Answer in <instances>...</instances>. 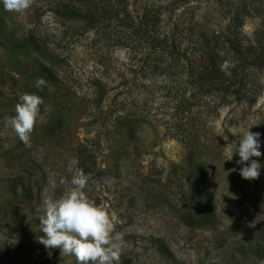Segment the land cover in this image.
<instances>
[{
    "label": "rangeland",
    "instance_id": "rangeland-1",
    "mask_svg": "<svg viewBox=\"0 0 264 264\" xmlns=\"http://www.w3.org/2000/svg\"><path fill=\"white\" fill-rule=\"evenodd\" d=\"M135 1L128 2L130 13ZM53 3L33 0L26 11L9 12L0 2L8 29L19 38L36 35L43 50L21 55L0 47V264H77L74 256H61L60 249H46L38 241L45 201L62 195L77 168L88 177L89 199L108 211L113 233L123 234L118 264L264 260V63L241 61L230 48L234 39L243 49L262 48L264 0H191L186 6L208 33L222 32L224 42L216 49L225 79L241 75L243 80L238 94L217 91L212 84L211 92L180 118L166 83L146 85L140 75L131 80L136 64H142L139 54L128 53L126 42L114 44L128 29L113 32L107 21L88 30ZM238 10L244 18L234 23ZM21 59L27 75L18 71ZM39 64L54 71L55 84L45 80ZM33 70L36 77H30ZM38 78L46 81L42 89L36 87ZM100 92L104 99L98 103L94 99ZM24 93L43 100L30 146L5 127ZM193 93L189 82L184 98ZM181 120L184 136L176 127ZM247 130L261 134L263 155L250 158L260 165L254 180L239 175L245 165L237 163L240 157L230 145ZM189 149L194 162L204 165L213 226L191 227L180 218L184 209L199 207L187 182ZM81 156L87 164H79ZM73 158L78 164L70 169Z\"/></svg>",
    "mask_w": 264,
    "mask_h": 264
},
{
    "label": "trees",
    "instance_id": "trees-1",
    "mask_svg": "<svg viewBox=\"0 0 264 264\" xmlns=\"http://www.w3.org/2000/svg\"><path fill=\"white\" fill-rule=\"evenodd\" d=\"M53 1V7L59 8L69 18L80 19L88 30H92L98 23L107 21L112 22L113 32L128 29L129 32L123 37H116L114 44L126 42L131 49L128 53L139 54V61L142 64L140 66L136 64L137 69L134 71L136 73L140 70L141 74L133 72L131 80L133 81L137 75H140V80L146 85L155 86L160 81L166 83L167 91L173 94V100L176 102L179 118L182 114L184 115V112H189L192 105L198 104L202 96L211 92L209 86L212 84L215 90L224 89L225 93L230 90L238 94L241 90L243 80L241 75L225 79L220 71L219 53L216 48L224 42L222 32L210 29L212 33H208L193 19V15L187 14L186 6L191 0H143L142 2L137 0L135 11L131 13L127 8L129 0ZM241 18H244L243 11L238 10L233 14L232 22L237 23ZM260 37L262 48L260 47L257 52L250 46L243 49L234 39V42L230 43L232 54L246 63L263 64L264 29ZM184 43L185 46H183ZM0 47L8 50L11 47L21 55L29 50L43 54L41 41L36 35L16 37L13 31L8 29L1 15ZM249 54L255 59H245ZM20 62L19 73L27 75L26 62L22 59ZM39 68L42 70V76L45 75V80L55 84L58 77L54 71L46 65L39 64ZM36 75L35 70L30 73V77H36ZM189 82L194 87L195 93L184 98ZM205 84L208 88H204ZM103 99L104 92H100L94 100L100 103ZM184 125L185 123L181 120L176 126L181 136H184L182 131ZM134 131L135 129L131 128V136L134 135ZM187 152V162L190 163L189 170L191 171L187 182L195 188L199 207L195 212L189 209L181 211V221L191 227L213 226L216 215L211 205L212 201L207 187L209 182L206 179L204 165L194 162L192 149ZM261 152L263 155V151ZM84 160L85 157L81 156L79 164H87ZM157 248L162 255L168 256L166 250L161 247Z\"/></svg>",
    "mask_w": 264,
    "mask_h": 264
},
{
    "label": "clouds",
    "instance_id": "clouds-1",
    "mask_svg": "<svg viewBox=\"0 0 264 264\" xmlns=\"http://www.w3.org/2000/svg\"><path fill=\"white\" fill-rule=\"evenodd\" d=\"M6 11L23 12L29 9L33 0H0ZM46 84L38 78L36 87ZM43 100L38 95L24 93L19 96L15 105V115L5 119V127L11 128L18 138L30 146V135L39 116V106ZM260 133L247 130L237 142H232L240 159L238 164L245 165L239 169V175L247 180L257 179L260 165L251 157L261 156ZM227 140V137H224ZM231 159V158H230ZM247 163L246 162H249ZM78 164L73 158L70 169ZM236 172V168L229 170ZM88 177L82 169H75L69 187L57 199H49L44 203L43 214L39 219L42 235L39 243L46 249H60L61 256H74L77 264H118L123 244V234L113 233L114 225L108 211L89 199L84 189ZM49 256L51 251H49ZM259 264H264L261 260Z\"/></svg>",
    "mask_w": 264,
    "mask_h": 264
}]
</instances>
